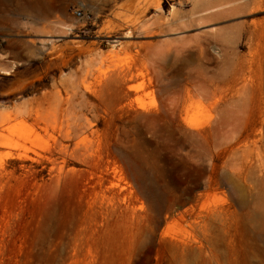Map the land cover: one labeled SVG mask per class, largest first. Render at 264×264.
<instances>
[{"label": "rangeland", "instance_id": "rangeland-1", "mask_svg": "<svg viewBox=\"0 0 264 264\" xmlns=\"http://www.w3.org/2000/svg\"><path fill=\"white\" fill-rule=\"evenodd\" d=\"M37 1L0 3V264H264V0Z\"/></svg>", "mask_w": 264, "mask_h": 264}, {"label": "bare ground", "instance_id": "bare-ground-1", "mask_svg": "<svg viewBox=\"0 0 264 264\" xmlns=\"http://www.w3.org/2000/svg\"><path fill=\"white\" fill-rule=\"evenodd\" d=\"M13 1L14 0H0V3L3 4V5H6V4H8L10 2H13ZM239 1H241V0H226L223 3H220L219 6H217V8H221L222 9V8H225V7L229 6L228 10H233L234 8L233 7L231 8L230 6H232V4H234L236 2H239ZM4 3H6V4H4ZM56 7H57V5L54 2L50 4V2L47 3V0H38L37 3L34 6V8L36 9V17L41 19V20L48 19L50 17L51 11H52L51 9L56 8ZM238 36H239L238 33L231 34V36H230L231 41L237 40ZM104 178H102L101 184L103 182L105 183V180L109 181L111 184L113 183L111 179H109V178H105L104 179ZM103 185H101V190H102V186Z\"/></svg>", "mask_w": 264, "mask_h": 264}, {"label": "water", "instance_id": "water-1", "mask_svg": "<svg viewBox=\"0 0 264 264\" xmlns=\"http://www.w3.org/2000/svg\"><path fill=\"white\" fill-rule=\"evenodd\" d=\"M0 63H1V60H0ZM20 89H21V84H20V82L18 80H14V81L8 83L4 87V90L6 92H17Z\"/></svg>", "mask_w": 264, "mask_h": 264}, {"label": "built area", "instance_id": "built-area-1", "mask_svg": "<svg viewBox=\"0 0 264 264\" xmlns=\"http://www.w3.org/2000/svg\"><path fill=\"white\" fill-rule=\"evenodd\" d=\"M75 14L78 16V17H83V11H81V10H76L75 11Z\"/></svg>", "mask_w": 264, "mask_h": 264}]
</instances>
